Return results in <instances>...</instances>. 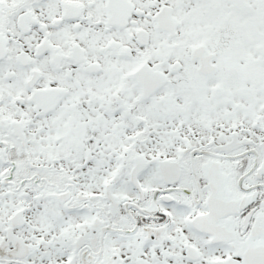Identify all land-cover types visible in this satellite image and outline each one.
Segmentation results:
<instances>
[{
    "label": "snow or ice",
    "instance_id": "obj_1",
    "mask_svg": "<svg viewBox=\"0 0 264 264\" xmlns=\"http://www.w3.org/2000/svg\"><path fill=\"white\" fill-rule=\"evenodd\" d=\"M0 264H264V0H0Z\"/></svg>",
    "mask_w": 264,
    "mask_h": 264
}]
</instances>
